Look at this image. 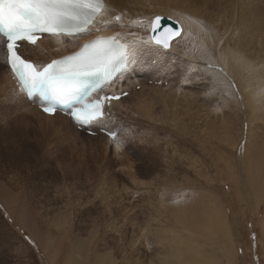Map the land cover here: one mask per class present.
Returning a JSON list of instances; mask_svg holds the SVG:
<instances>
[{
  "label": "rangeland",
  "instance_id": "rangeland-1",
  "mask_svg": "<svg viewBox=\"0 0 264 264\" xmlns=\"http://www.w3.org/2000/svg\"><path fill=\"white\" fill-rule=\"evenodd\" d=\"M145 1L138 6L144 13L135 8L133 18L121 19L122 10L114 23L104 20L117 33L128 30L135 43L132 63L147 54L152 66L157 55L163 59L155 73L119 80L124 88L139 78L142 87L128 90L116 106L120 116L93 126L115 129L113 138L88 135L67 116L74 126L43 118L0 65V142L8 146L0 152V163H7L0 177V225L6 222L12 232L0 226V264H94L99 256L107 264H167L197 248L205 252L202 260L209 256L208 264H264V0H191L204 2L198 7L190 0ZM165 4L170 13L161 9ZM157 15L181 27L168 49L146 37ZM65 38L66 44L80 43ZM49 43L50 55L64 51ZM28 56L48 57L37 48ZM140 91L149 95L147 102ZM243 91L253 95L252 103ZM10 164L17 171H9ZM8 175L25 185L9 186ZM12 188L26 191L16 197ZM210 212L224 221L225 256L178 222L185 216L192 231ZM77 238L85 240L81 247Z\"/></svg>",
  "mask_w": 264,
  "mask_h": 264
},
{
  "label": "snow or ice",
  "instance_id": "snow-or-ice-1",
  "mask_svg": "<svg viewBox=\"0 0 264 264\" xmlns=\"http://www.w3.org/2000/svg\"><path fill=\"white\" fill-rule=\"evenodd\" d=\"M102 9V0H0V34L6 38L7 63L18 74L29 96L40 94L45 113L51 115L57 105H68L70 100L79 99L77 94L89 78L109 76L122 50L114 49L111 41L98 38L80 53L38 70L18 54L19 42L36 44L37 32L68 35L85 32ZM159 19L156 18L157 23ZM155 42L168 47L166 40ZM111 99L119 97L106 96L83 104L70 112L71 117L81 127L99 123L104 117V101ZM110 135L115 137L116 133Z\"/></svg>",
  "mask_w": 264,
  "mask_h": 264
},
{
  "label": "bare ground",
  "instance_id": "bare-ground-1",
  "mask_svg": "<svg viewBox=\"0 0 264 264\" xmlns=\"http://www.w3.org/2000/svg\"><path fill=\"white\" fill-rule=\"evenodd\" d=\"M144 1V0H103V9H102V11L95 17V19H94V21H93V23H92V25L90 26V27H88V29H87V31H85L84 33H78V34H76L74 37H75V40H78L80 43L78 44V45H75V46H73L72 44H66L65 43V40H66V38H65V36L64 35H51V36H48V35H44L41 39L42 40H38V44L37 45H29V44H26V43H22L21 44V46H20V48H19V51L21 52V54L26 58V59H28V60H32L37 66H36V68L37 69H39L41 66H42V64H44L46 61H48L49 59H51V58H54V57H59V56H63V55H65V54H69V53H72V52H74V51H76L78 48H79V46H81L83 43H84V41H86V40H88V39H91V38H95V37H98V36H100L102 39H105V37L106 36H111L112 37V39L114 40V41H116V42H118V43H123V44H126V46H127V51L129 52V57H130V61L132 62L133 61V59H134V47H135V43L134 42H132L131 41V35L130 34H127L126 32H128V30H126V31H120V33H117V32H115V29L114 28H110V26L111 25H109L108 23L110 22L111 23V21H113V23L115 22V21H117L116 19H114V18H116V17H120V15H121V12H122V10L123 11H125V10H127V13H125L124 14V16H123V18H121V19H124V17H125V19H126V17L128 18V19H130V18H133V16H135L134 14L135 13H141V12H145V11H142V5H143V3L142 2ZM147 2H148V0H146ZM145 1V2H146ZM179 1V0H178ZM191 1V0H190ZM196 1H198V0H196ZM204 1H208V0H204ZM209 1H211V0H209ZM226 1V0H225ZM150 2V1H149ZM148 2V3H149ZM152 2H154V1H152ZM152 2H150V3H152ZM156 3H158L157 1H155ZM173 2H175V1H173ZM189 2V1H188ZM192 2V1H191ZM193 2H195V1H193ZM192 2V3H193ZM200 2V1H199ZM199 2H195V3H197V6L196 7H198L199 5H202V4H204V2H202L201 1V3L202 4H199ZM215 2H217L216 0H215ZM219 2V1H218ZM113 5H112V4ZM167 3V2H166ZM171 4H172V2H170ZM179 3V2H178ZM183 3H184V1H183ZM186 3H187V0H186ZM185 3V4H186ZM207 3V2H206ZM213 3V2H212ZM220 3V2H219ZM160 4V3H159ZM159 4H157V5H155V6H157L158 7V5ZM168 4V3H167ZM167 4H165L166 6H165V8H161V9H166V7L168 6ZM191 4V3H190ZM189 4V5H190ZM199 4V5H198ZM217 4V3H216ZM142 6V7H138V6ZM145 5H147V4H145ZM173 5V4H172ZM174 5H176V4H174ZM196 5V4H195ZM218 5V4H217ZM151 6H152V4H151ZM169 6H171V5H169ZM184 6V5H183ZM204 6V5H203ZM163 7V6H162ZM180 7V6H179ZM182 7V6H181ZM191 7V6H190ZM192 7H194V4H193V6ZM191 7V9H193ZM135 8H140L139 9V11L140 12H135L134 10H136ZM156 8V7H155ZM154 8V9H155ZM169 8H171V7H167V9H169ZM174 8V7H173ZM177 8V7H176ZM183 8V7H182ZM185 8V7H184ZM188 8V7H187ZM264 8V7H263ZM145 9V8H144ZM152 9H153V7H152ZM151 9V11H153ZM177 9H180L181 10V8H177ZM190 9V10H191ZM197 9V8H196ZM195 9V10H196ZM130 10H131V12H130ZM163 10V11H164ZM198 10V9H197ZM200 10V9H199ZM199 10H198V12L197 13H199ZM137 11V10H136ZM157 11V10H156ZM159 11V10H158ZM161 11V10H160ZM159 11V12H160ZM168 11H170V9L169 10H166V12H168ZM192 11V10H191ZM135 12V13H134ZM154 12V11H153ZM213 11H211L210 13H212ZM156 13V12H155ZM165 13V12H164ZM168 13H170V12H168ZM209 13V14H210ZM131 14V15H130ZM137 16L139 15V14H136ZM154 15V14H153ZM168 15V14H167ZM176 15V14H175ZM202 15V14H201ZM213 15V14H212ZM247 16L248 15H246V18H247ZM153 17V16H152ZM175 17V16H174ZM245 17V16H244ZM111 19V21H109L108 23H106L105 21V19ZM246 18H242V21H243V19H245V21H246ZM250 18H251V16H250ZM119 19V18H118ZM120 19V21L118 20V22L120 23V24H122L123 22H121L122 20ZM172 19V18H171ZM252 19V18H251ZM105 20V21H104ZM133 20V19H132ZM124 21V20H123ZM144 21V20H143ZM149 21H151V20H149ZM245 21H244V24L243 25H246L247 24V22L245 23ZM247 21H249V20H247ZM251 21V20H250ZM249 21V22H250ZM125 22V21H124ZM139 22H140V20H139ZM142 22V21H141ZM146 22L148 23V20H146ZM243 23V22H242ZM249 24H253V21L251 22V23H249ZM257 25V24H256ZM125 26V25H124ZM143 26V25H142ZM146 26V25H145ZM150 26V25H149ZM252 26H254V25H252ZM252 26H247V27H252ZM148 27V26H147ZM149 28V27H148ZM122 29V28H121ZM150 29V28H149ZM246 29V28H245ZM245 29H244V32H245ZM248 29V28H247ZM250 29H252V28H249V30H246V34H247V36L249 37L250 35H249V33H251L252 34V31L250 30ZM122 30H125V29H122ZM144 31V30H143ZM147 30H145L144 31V33L146 32ZM249 31V32H248ZM251 31V32H250ZM147 33V32H146ZM146 33H145V35H146ZM125 34H127V36L125 35ZM245 33H244V36L246 35ZM148 35V36H147ZM147 35H146V37H147V39L148 40H150L149 39V37H150V35H149V33H147ZM133 36V35H132ZM136 36H137V34H136ZM135 36V37H136ZM139 36V35H138ZM247 36H245V37H247ZM140 37H143V36H140ZM140 37H138V38H140ZM252 37V36H251ZM250 38V37H249ZM248 38V39H249ZM253 38V37H252ZM252 38H250V39H252ZM136 39V38H135ZM141 39V38H140ZM143 39H144V37H143ZM247 39V40H248ZM249 39V40H250ZM249 40H248V42H249ZM253 40H254V38H253ZM253 40H251V41H253ZM256 40V39H255ZM254 40V41H255ZM49 41L52 43V45L54 46V47H56V48H60L61 50H64L63 52H61V54H58V55H56V56H54V55H50L51 54V50H50V43H49ZM250 41V42H251ZM249 42V43H250ZM154 47H156V46H154ZM174 47H175V45H174ZM40 49L42 52H45V53H47V58H45V59H40V58H38V56H36V57H34V58H32V57H30V56H28L27 57V55H32L33 54V52H35V49ZM156 48H158V47H156ZM174 49V48H173ZM60 51V50H59ZM136 54V53H135ZM43 56V55H42ZM224 56V55H223ZM7 53H6V51L4 50V40H3V38L0 36V65L1 66H6L7 65ZM221 57V56H220ZM228 57H230V56H228ZM234 57V56H233ZM232 57V58H233ZM150 57H149V55L147 54V55H145V56H141L140 58L138 57V59H137V61H136V63H130L129 64V67H128V69L126 70V71H124V72H122V74H120V75H118L115 79H114V81L112 82V83H110L109 84V86L108 87H105L104 88V90L105 91H107V92H110V93H113L114 95H118V94H125V96L124 97H121L119 100H115V101H111V103H110V106H109V115L108 116H106V117H104L99 123H93V125H96V127H98L97 125H100L103 121H105V120H107L108 118H111L112 116L114 117L115 115H119L120 114V110H118L119 108L117 107V109H116V106L117 105H121L120 103L122 102V101H124V98H126V97H129L130 95V92L128 91V90H131L132 88H136L137 87V85L136 84H140V86H139V89L142 87L141 85V83H140V81L138 80V79H134L132 82H126L127 84H126V86L123 88V87H121V85H118V83H119V80L121 81V80H125V79H127V77L129 76V74H135L136 72H147V70H149L150 72H153V73H155L156 71V69L158 68V66H159V60H163L162 59V56H158L157 55V60L155 61L156 63L152 66V65H149V64H147V62H148V60H149V62H153V58L150 60L149 59ZM218 58V57H217ZM222 58V57H221ZM220 58V59H221ZM224 59H226V56H224L223 57ZM223 58H222V60H223ZM233 59H235V60H237L236 59V57H234ZM221 60V61H222ZM229 60H230V58H229ZM170 65H172V64H170ZM161 66V65H160ZM252 71V70H251ZM4 74V73H3ZM9 75V74H8ZM8 75L7 74H5L4 76H5V78H6V80H8V82L13 86V81L10 79V76L8 77ZM254 75V74H253ZM136 76V75H135ZM169 78V77H168ZM256 78H257V75H256ZM255 78V79H256ZM155 80H153V81H156L158 78H154ZM167 80V79H166ZM152 81V82H153ZM257 82V81H256ZM159 83H161V82H158V81H156V84H159ZM255 82H253V83H250V84H254ZM257 84V83H256ZM256 84L254 85V86H256ZM260 85H261V83H260ZM259 85V86H260ZM262 86V85H261ZM116 88H117V90H116ZM158 88V87H157ZM245 88H248V87H245ZM251 88V87H250ZM258 88V87H257ZM159 89V88H158ZM249 89V88H248ZM253 89V88H252ZM259 89V88H258ZM124 90V91H123ZM255 89H253V91H254ZM21 91V90H20ZM263 91V90H262ZM22 92V91H21ZM248 92V91H247ZM247 92H244L243 91V94L245 93V94H248L247 95V97H248V101H249V104L250 103H252V100L254 99L252 96V94H250L249 92L247 93ZM254 92H257V89H256V91H254ZM2 93V92H1ZM173 93V92H172ZM4 94V93H3ZM8 94H10V93H8ZM139 94H145L144 93V91H140V93ZM261 94V93H260ZM1 95V94H0ZM129 95V96H128ZM154 95H158V96H162V99H168V97H169V95H168V97H165L164 98V96L166 95H162V93H158V94H154ZM153 95V96H154ZM255 95H257V94H255ZM254 95V96H255ZM262 95V94H261ZM246 96V95H245ZM21 97H22V99H24L25 100V97H24V94L23 93H21ZM140 97V96H139ZM246 97V98H247ZM260 98H261V96H259ZM15 98H16V96H15ZM143 98L146 100L145 102H147V99L146 98H149V95H148V97L146 96V95H144L143 96ZM170 98V97H169ZM172 98V97H171ZM259 98V99H260ZM21 99V100H22ZM141 99V98H140ZM255 99H257V98H255ZM151 100H152V98H151ZM246 100V101H247ZM261 100V99H260ZM17 101V100H16ZM149 101V100H148ZM247 101V102H248ZM18 102V101H17ZM23 102V101H22ZM27 102V101H26ZM144 102V101H143ZM10 104V103H9ZM8 104V105H9ZM130 104V103H129ZM190 103H188V107L190 106L189 105ZM145 105V104H144ZM246 105V104H245ZM192 106V105H191ZM248 106V105H247ZM253 106V105H252ZM6 107H8V106H6ZM16 107H17V105H16ZM133 107V106H132ZM187 107V106H186ZM250 107H251V105H250ZM1 108H2V106H1ZM252 108V107H251ZM7 108H4L3 110H6ZM253 109V108H252ZM2 110V109H1ZM24 111H27V110H25V109H23ZM22 110V111H23ZM248 110V109H247ZM35 111H37L43 118H46V119H56L57 121H59V122H62V123H64V124H66V125H68V126H70V127H72V126H74L72 123H71V121L66 117V116H62L61 114H58V113H54L53 115H46V114H44V113H42V112H40L37 108L35 109ZM163 111V110H162ZM249 111V110H248ZM253 111V110H252ZM28 112V111H27ZM158 112V111H157ZM26 113V112H25ZM119 113V114H118ZM253 113H255V112H253ZM120 116V115H119ZM39 117V116H38ZM162 117V116H161ZM136 121H138V120H136ZM165 123L166 122H168V121H164ZM171 125V124H170ZM61 126V125H60ZM64 126V125H63ZM151 126V125H150ZM163 127V126H162ZM50 129V128H49ZM67 129V128H66ZM72 129V128H71ZM159 129V128H158ZM172 130V129H171ZM50 132V131H49ZM52 132V131H51ZM47 135H50L49 133L47 134ZM82 135V134H81ZM53 136V135H52ZM47 137V136H46ZM45 137V138H46ZM43 139V138H42ZM47 139H48V137H47ZM50 139V138H49ZM53 139V138H52ZM67 139V138H66ZM45 140V139H44ZM44 141H42V143H43ZM64 142V141H63ZM56 143V142H55ZM46 145V144H45ZM56 145V144H55ZM6 147H8V146H6L5 144H1V142H0V152L1 151H3V150H6ZM13 151V150H12ZM151 151V150H150ZM14 152V151H13ZM12 153V152H11ZM10 153V154H11ZM152 153V152H151ZM12 154H14V153H12ZM150 154V153H149ZM15 155V154H14ZM117 156V155H116ZM5 158V157H4ZM3 162V161H2ZM2 164L3 163H0V177L2 176V174H3V172H4V169H6V166H7V163H4L3 164V166H2ZM15 168H16V166H15V164H10V166H9V171H11V172H15V171H17V169L15 170ZM17 174V173H16ZM6 175V174H5ZM16 175L13 177V175H8V177L6 178V182L8 183V185L9 186H11V184H17L18 186H20V187H22V185H25L24 183H22V185L20 184V182H17L16 181ZM23 177H21V179H22ZM26 179V178H25ZM20 181H22V180H20ZM24 182V181H23ZM27 185V184H26ZM27 187V186H26ZM12 189H14V188H12ZM14 190H16L17 191V193H16V197H20V195L21 194H23L22 192H25L26 191V189L25 188H23V189H20V188H16V189H14ZM9 193V192H8ZM30 193V192H29ZM32 195V194H31ZM14 197V196H13ZM15 197V198H16ZM10 199V198H9ZM12 199V198H11ZM32 199V198H31ZM36 200V199H35ZM38 200V199H37ZM36 200V201H37ZM33 201V200H32ZM40 202V201H39ZM197 202H199V201H197ZM47 203V202H46ZM45 203V204H46ZM38 204V203H37ZM42 204V203H41ZM40 204V205H41ZM44 204V205H45ZM214 204V203H213ZM42 206V205H41ZM214 206V205H213ZM215 206H216V204H215ZM214 206V207H215ZM10 207V204H7V208L6 209H8ZM39 207V206H38ZM46 207H47V205H46ZM40 208V207H39ZM211 208V207H210ZM213 208V207H212ZM215 208H218V207H215ZM214 210V209H213ZM208 211H212L211 209L210 210H208ZM215 211H217V209L215 210ZM8 212H10V211H8ZM219 212H220V210H219ZM177 213H179V212H177ZM176 212H175V214H177ZM19 214V213H18ZM21 214H23V215H21L20 217H19V222L21 223V222H23L24 223V220H25V216H26V212L25 211H23V213H21ZM174 214V215H175ZM180 214V213H179ZM44 215H47V214H45L44 213ZM43 215V216H44ZM223 216V215H222ZM224 218V217H223ZM174 219H176V218H174ZM179 219V221L178 222H182L183 224H185L184 225V228L190 233V235L191 236H193L194 234L197 236V237H199V238H207L206 239V241H208V243H210V244H212L213 245V247H211L212 249H219V251H221L223 254H224V243H223V239H226L227 240V231L222 227L223 225H224V221L223 220H220V214L219 213H217V212H210V214H209V216H208V218L206 219V221H203V222H201V223H198L197 225H202L201 227L200 226H197L196 228H194V229H192V231L190 230V227H189V225H191L190 223H188V221H187V218H185V216L184 217H179L178 218ZM177 219V220H178ZM192 219H194V217L192 218ZM66 220V218H64V221ZM175 221V220H174ZM194 221H198V220H194ZM177 222V221H176ZM226 222V221H225ZM4 225H5V227H3V226H1V228L3 227V229H2V231L3 232H6V234L7 235H11L12 234V232L10 231V229H9V227H8V224L6 223V222H2ZM65 223V222H64ZM175 225H177V223L175 224ZM180 225H181V223H180ZM193 225V224H192ZM181 233V232H180ZM143 235V234H142ZM182 235V234H181ZM234 235V234H233ZM219 237V239L221 238V240H215L214 238L215 237ZM46 237V236H45ZM194 237V236H193ZM2 238H4V237H2ZM188 238H190V237H188ZM177 239V238H176ZM185 239V238H184ZM187 239V238H186ZM196 241H197V238L195 237L194 238ZM225 240V241H226ZM184 241H187V240H184ZM219 241H222L221 243L219 242ZM76 242H78V245H79V247H81L83 244H84V242H85V240L84 239H80V238H77V241ZM187 243H189V242H186V244ZM192 243V242H191ZM198 243H200V241H198ZM216 243H218V246H214ZM194 244V243H193ZM74 245L75 246H77L76 244H75V242H74ZM189 246H190V243H189ZM194 246V245H193ZM210 246V245H209ZM187 251V250H186ZM189 251V254H185V256H184V254L182 253V252H180V253H176L177 255H174L172 258H167V259H169L170 261H168V263L167 264H208V261L210 260L209 259V256L208 257H204L207 261H204V260H202L203 259V257H202V253H205V252H200L201 250H200V248H197V250H195V252H197V254L200 252V254H196V253H193V254H190V250H188ZM203 251H204V249H203ZM185 253V252H184ZM211 253V252H210ZM206 255V254H205ZM209 255V254H208ZM166 256H168V255H165V257ZM216 256H217V254H216ZM219 256V255H218ZM224 256H225V254H224ZM96 257V256H95ZM175 257H177V259H175ZM97 258H99V260L101 259V261L104 263V264H107V262L104 260V258L103 257H101V256H99V257H96V259H95V262H94V264H97L96 263V260H97ZM166 259V258H165ZM221 259V258H220ZM219 259V260H220ZM99 260H98V264H99ZM230 260H232V259H229V261ZM159 261V260H158ZM159 263V262H158ZM161 263V262H160ZM165 263V262H164ZM163 263V264H164Z\"/></svg>",
  "mask_w": 264,
  "mask_h": 264
},
{
  "label": "water",
  "instance_id": "water-1",
  "mask_svg": "<svg viewBox=\"0 0 264 264\" xmlns=\"http://www.w3.org/2000/svg\"><path fill=\"white\" fill-rule=\"evenodd\" d=\"M160 17L159 22L157 23L156 18ZM176 32H181V27L175 20L170 17L157 15L152 18L150 23L149 35L150 39L153 43L156 39L166 40L168 43V47H164L163 44H158L163 48L168 49L170 43L173 39H175L178 35H175Z\"/></svg>",
  "mask_w": 264,
  "mask_h": 264
}]
</instances>
